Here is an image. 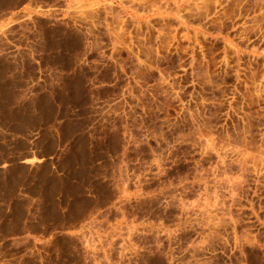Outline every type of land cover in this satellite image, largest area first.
Here are the masks:
<instances>
[{
  "label": "rangeland",
  "instance_id": "rangeland-1",
  "mask_svg": "<svg viewBox=\"0 0 264 264\" xmlns=\"http://www.w3.org/2000/svg\"><path fill=\"white\" fill-rule=\"evenodd\" d=\"M0 264H264V0H0Z\"/></svg>",
  "mask_w": 264,
  "mask_h": 264
}]
</instances>
